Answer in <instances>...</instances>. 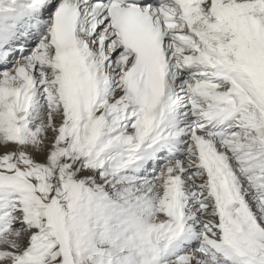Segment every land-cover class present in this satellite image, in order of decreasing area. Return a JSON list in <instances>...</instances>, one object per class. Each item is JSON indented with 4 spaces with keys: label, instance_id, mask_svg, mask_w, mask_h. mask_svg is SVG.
<instances>
[{
    "label": "snow or ice",
    "instance_id": "obj_1",
    "mask_svg": "<svg viewBox=\"0 0 264 264\" xmlns=\"http://www.w3.org/2000/svg\"><path fill=\"white\" fill-rule=\"evenodd\" d=\"M0 264H264V0H0Z\"/></svg>",
    "mask_w": 264,
    "mask_h": 264
}]
</instances>
